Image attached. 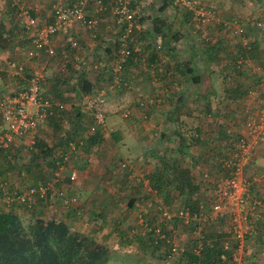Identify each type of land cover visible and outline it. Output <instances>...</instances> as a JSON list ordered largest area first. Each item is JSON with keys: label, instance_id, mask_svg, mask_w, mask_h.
<instances>
[{"label": "trees", "instance_id": "obj_1", "mask_svg": "<svg viewBox=\"0 0 264 264\" xmlns=\"http://www.w3.org/2000/svg\"><path fill=\"white\" fill-rule=\"evenodd\" d=\"M111 2L112 0H104V4L108 7ZM201 3L206 5L208 8L212 7H209V5H207L206 3ZM134 4L135 3H133L132 5ZM167 7H170L173 10L186 11L187 16L186 14H182L181 19H183L184 22L186 21L192 24L193 29L184 26V28H182V31L183 29L186 30V32L188 29L194 30L196 32L195 34L199 38V46L205 51L209 42L206 36L202 35L203 31H197V29L195 28L196 25L195 20H193L194 15L192 11L176 7L175 5H173L172 0H169ZM159 9L160 11H164L162 6ZM104 12H107V9L102 13ZM142 15V13H139L137 17L134 18L135 27H133V31L130 36L126 37V42L123 40V38H121L124 33L125 24L119 25L116 23L117 25H119L118 28L120 29V32L122 31V34L118 37L116 36L117 38H115L113 42L105 45V47L101 46L105 50L104 54H106L105 63L101 64L102 62L100 59L102 58H95L90 60V66L91 64L93 65L94 63L99 62L98 71H101L102 69L108 75V77L104 78L105 80L101 87L97 88L96 93L105 89V87L111 82V64L115 61L116 58L119 57L120 49L124 46V44H128L126 47L129 48L130 53L122 63L120 73V86L114 88V90H126L127 85L135 79L133 77H130V75L126 71V67L129 63L131 64L132 62H135L134 59H137L136 53L142 50H136L134 45V40L135 38H137L136 36L140 34L136 27V18L139 19ZM154 16V33L161 31V28L158 27L159 22L157 21H160L161 23L165 22L164 24L166 26V34L169 30L171 31L172 25L171 23H166L167 18L165 17V15L156 13ZM260 21H264V12L260 15L257 14L250 17L248 21L243 22L239 19H235L232 21L243 24L244 31L242 36L244 38L234 35L222 21L217 23L221 24V27H223L224 29H228L234 37H239V48L235 51L233 57L228 63V68L232 71L234 70L235 74L236 72L238 74L241 69H246L247 67L251 68L252 65H248V62L246 63V61L248 60V58L254 59L258 55V40L255 39L254 36L256 34H264V29L257 25V22ZM4 27L5 26L3 22L0 21V49L10 47L12 45L11 40L14 38V36L12 35V31L10 30L8 32ZM20 31L22 35H25V37L28 38L27 42L29 44V35L21 27ZM190 37L191 36L188 32L186 37L187 40H189L188 46L194 45L191 43L192 40L190 39ZM158 42L160 46H157L158 48L156 49L161 50L163 44H166V42ZM167 44L169 45L168 41ZM81 48L82 47L79 40V48L77 51H80ZM164 49L165 51L173 52L177 49V47L175 45H170L169 47H165ZM218 58L219 59H217L216 63L220 64L221 59L220 57ZM63 60L65 66L70 68L69 71H71V73L68 74L69 77H73L74 73L77 71L73 70V68L70 66L71 60ZM172 62L173 63L168 61L163 64L164 66L161 70V76L173 80L172 77L175 76V72L177 74L180 71L181 73H178V78H180L181 76L185 77V72L188 69L187 61H185L184 59H182V61L176 59ZM147 65L151 67L150 64ZM220 72L216 70V74L218 73L217 75H219ZM2 74L3 73H1V75ZM74 77L76 79V82L80 84V90H76L75 85L72 86L75 94L80 92L83 95H87L93 94L92 92H95L92 89V83H90L88 79V72L86 69L82 70V68L79 67V73ZM199 78V76H191V79H193L194 82H199ZM222 79L224 80L222 84L226 90H230L228 89L230 87V84L232 87L234 86L233 88L235 90L233 91V96L230 97L231 101L226 100L221 108L216 109L209 104L204 106L206 116H212L216 120L221 119L219 120L220 123L217 125V130L209 132V130H205L199 124L194 128L191 126L189 128H185L183 127L185 124L182 123V121H178V123H176V127H174L172 131H166V129L164 128L161 130L162 126L158 125V129H160L159 140L162 141L163 145L166 146L165 143L168 141V138L170 137V135H173L174 137H176L175 147L169 149V151L165 148L163 152H159L158 154H156V150L158 148L156 144L147 145L144 147L145 154L149 155L150 152L149 159L153 160L154 158L153 164H156L157 166L141 175L142 179L149 180V184L151 186V190L144 193L142 197L143 199H149L147 195L148 193L153 195L157 194L158 197H160V199L162 200L161 204L156 207V210L154 212L147 211V214L150 215L145 216L146 214L142 213V225L144 226L143 228H141L139 236H135L137 240L141 236V239L138 240L141 244L142 238L145 239L143 244H146L145 246H148L150 248V254L156 253L162 258L171 256L173 254H179V258L182 259L183 264H238L235 259L236 257L233 254V251L236 250L238 246V240L233 237L234 225L232 222L233 212L231 211V208L225 207L215 213L212 217L204 218L203 216L206 213H210L213 206V200L215 199V193L217 189L216 185L218 183V181L215 180L217 174L215 172H219L221 178L227 177L231 174L232 169L224 167L223 164L226 160L229 159L230 155L236 149V144L240 138V131L238 129L235 132H233V129L231 131V129H229L230 125H227L224 120L225 118H228L231 119L233 123H235L236 118L230 116L236 114L237 108L235 107L236 105H234L233 102H235V99L238 98V93L241 92L240 94H242L252 87L260 88L263 84L264 79L263 76L260 75V73L255 74V77L252 79V86H249L246 89L243 88L244 83L238 82L236 78H233L230 75L229 77H225V75L223 74ZM156 82L157 80L155 78H149V87H152V89H156ZM51 83V92H53L58 98L63 99V92L59 87V84L61 83L60 80H52ZM238 85L240 86V88L238 87ZM238 89L240 91H238ZM42 94L44 97L52 98L50 95H48V92L45 93V90H43ZM156 94L157 92L155 91L153 95L154 98L149 99L145 97L141 100L138 99L136 105L141 108H146V106L153 107L154 104H156ZM214 95L216 97V91L214 92ZM2 96H0V98ZM146 99L149 100L147 101ZM244 107L245 106L242 107V111ZM254 109L255 107L249 106L243 112L246 111V115L254 114ZM262 109L263 107L260 108V110ZM75 110V113L72 115L73 119H69L70 117L66 115L65 108L62 111L55 112L51 117H49V120L46 124L48 125L52 122L56 127L61 128V126L65 124L63 120H69L73 127V131L71 133L66 130L64 134L60 136V140L64 141V147L58 151V155H53V157L47 161V158L52 155V150H54L53 148L55 145L49 146L43 139L36 138L33 141L35 149L31 150V156L28 162H24L20 165H15V163L8 164L9 167H11L10 169L16 172V175H18L19 177H24V175L28 173L33 176V180H35L36 175H38L39 177V173L42 174L44 172V163L47 166L51 167L50 170L53 173L57 172L59 163L62 162L64 156L69 151V142L75 143V146L79 151H84L86 153L90 151L87 149V147L96 146L98 148L100 147L99 145H103L105 140L103 136L105 129L103 130L102 128H97L93 132H89V125L93 121L92 116L83 108H78V106ZM170 110L173 114L175 112V107L172 106ZM86 113H88L89 115L88 118L90 117V121L88 123H85V121L83 120V117L87 116ZM242 121L243 118L239 122L242 123ZM173 126H175V124H173ZM239 126V124L236 125V127ZM231 128H233V126ZM85 131L87 132V136L82 135V133ZM150 146L153 147L150 148ZM198 146L203 147V150L199 151L201 154H195L189 151L191 147H197V149H199L200 147ZM258 149L259 147L257 148V151ZM9 153V148H4L0 151V157L8 158V156H12L13 159L17 157L16 153L13 152V155ZM20 158L21 157H19V159ZM7 161L11 162L12 160L8 158ZM184 161L188 163L191 162L192 165L189 164L187 166L185 165V163L183 165ZM255 161L256 159L253 158L252 161L247 163L243 168V176L248 183L246 189L247 198L244 208L246 222L253 226L254 233L258 232L257 238H259V240L264 243V177L262 178V180H260V178H258L260 172L257 173V169L255 170L254 167H251L252 164L255 163ZM122 162L123 161H121L120 165L117 166L122 170L130 168V166L132 167V162L130 164L124 161L126 163V166L122 168ZM208 162H210V164H207ZM196 166H198L199 168L195 169ZM195 170H199V172L196 173ZM126 174L127 173H125V176ZM212 177H214V180H212ZM257 178L259 181H255ZM138 179H140V175H137L136 173H134L133 176L127 178V180H129V183H135L134 185L131 184V187H136V181ZM40 181L41 182L37 184H29V186H36L38 184L46 185V182H44L43 178H40ZM141 184L142 182L138 184L139 189L141 188L139 187ZM257 186H261L262 189L258 190ZM1 189L2 188H0V195L3 193L4 197L8 198L10 192H8L6 188H3L2 190ZM122 189L125 190V188H121V190ZM174 191L178 192L177 199H179L180 196L182 197L181 200H183V205L181 209H188L191 215L196 216V218H191L186 222L182 217L175 215L171 221L160 223L158 221V218L161 208L172 210L171 206H169V199L173 197ZM202 192L209 194V196H200ZM20 194H22L20 193V191L16 192L15 195L13 194L14 196L12 197L11 204H7L5 207L0 205V264H108L111 259L109 248L103 243L98 242L91 236L72 229L71 226L65 221L60 219L46 218L42 213L35 212L31 214L29 220H23V216L18 213L19 207L16 203L18 202L16 197ZM13 200L16 202H13ZM38 200H40V202H43V200L45 199L39 197ZM18 203L20 205H23V207L25 208H33V205L31 207H27L23 203ZM253 212H256L257 215L254 216ZM180 219L184 220V222L187 223L185 224V226L193 225V228L196 229L197 227L199 229V236H189L190 238L188 242H186L182 247L178 246L176 243L178 240V235L176 231L177 227L175 228V226L180 221ZM226 223L229 224V230H227L229 232H224L223 225ZM215 225L218 228V232L215 228L212 229V227H214ZM141 231H144V233L141 234ZM248 236L249 235L246 234L244 236V240H246ZM173 246L177 247L175 252L172 251ZM240 264H242L241 261Z\"/></svg>", "mask_w": 264, "mask_h": 264}, {"label": "crops", "instance_id": "obj_2", "mask_svg": "<svg viewBox=\"0 0 264 264\" xmlns=\"http://www.w3.org/2000/svg\"><path fill=\"white\" fill-rule=\"evenodd\" d=\"M22 1L23 4H27V7L40 12V16L42 18L45 19L47 15L49 17L50 4L52 0ZM209 1L210 2L207 5L212 6L214 9H216L218 11L217 13L222 11L224 12L225 10H227L228 12L231 11L230 14L232 13L233 6H231L230 4L227 5V0ZM47 7L49 8V10L44 16L43 13L45 10H47ZM137 9H139V7H137ZM7 12H4V15ZM1 14L3 16V12L0 13V15ZM249 19L250 18L246 19L245 21H248ZM49 20L50 18H48V21ZM157 22H159L158 27L161 28V31L156 33L153 32V16L147 19L145 22H141L136 25L140 34L136 36L137 38H135L134 40V45L136 50H142L136 53L137 59H134L136 63H129L126 67V71L130 75V77L135 78L133 80L134 84L129 85L128 88L133 86L136 87H133L132 92L131 90H128V88H126V90L118 91V93L130 92L132 98V94L133 92H135L134 90H139V94L145 93L144 98L146 97L150 99L154 98L153 95L156 91V104L158 105V107H161L163 109V116L159 117L157 120V122L160 121L158 122L159 125L165 126V124L167 123L176 124L178 123V121H182L183 117H185L186 115L184 113L186 107H195L199 105V103L201 106H206L208 104L210 105L211 98H215L213 76L216 74V70L213 66L214 64H217L216 61L217 59H219L218 57H220L221 59L220 64L222 67L220 74L223 73L225 77H229L230 75L231 77L236 78L238 82L244 83L243 88L245 89L249 86H252V79L255 77V74L260 73V75H262L264 79V34H257L254 36V38L258 40L259 47L258 55L257 57H255L257 59L248 58V60L246 61V63L248 62V65H252V67L241 69L238 74L237 72L235 74L233 71H231V69L228 68V63L233 57L235 51L239 48L238 44L240 41L238 38H236V42L232 40L231 37L234 36L228 29L226 30L221 27V24L212 23L207 27L206 34L204 35L208 39L209 44L206 47L207 49L204 51L199 46V38L195 34L196 32L194 30H191L193 28L192 24H190L189 22H184L183 19H175V21L170 22L166 19V23H171L172 25L171 31L169 30L167 32V34L169 33L168 35L165 32V22ZM118 26L119 25H117L115 22V18L110 13L109 9H107V12L100 14L99 24L94 35L88 32L86 28H84V26H82L81 24H74L72 26V29L71 27L68 28V31L73 33L80 40L82 48L80 49V51H78L79 58L83 59L86 57L89 60L102 58L103 60H105V50L101 46L105 47V45L113 42L115 38L122 34V31L120 32ZM184 26L190 27L191 29H188L187 32L184 29L182 31V28H184ZM4 28L8 32L10 31L6 26ZM65 32L67 31H61L52 39V44L54 46L59 48H62L64 46L65 40L63 39V33ZM188 32L191 36L190 39L193 41H191V43L194 45L188 46L189 40H187L186 38ZM158 41L166 42V44H163L161 50L156 49L160 46ZM167 41L169 45L167 44ZM170 45H175L177 49L173 52L165 51L164 48L169 47ZM5 49H7L6 57L10 58V55L12 53L11 50L13 49V47L10 46ZM176 59L180 61L184 59L185 61H187L188 69L185 72V77L181 76L180 78H178V73L180 71L177 74L175 72V76L172 77L173 80L162 77L161 70L164 66L163 64L168 61L173 63L172 61ZM85 62L81 66L82 70L89 69V67H87L88 62L86 64ZM30 64L32 66V63ZM147 64H150L151 67H149ZM1 76H3L4 81L2 84H0V90H4L11 80L16 81L18 79L17 76L13 77V75L10 76V73L5 72ZM191 76H199V82H194V80L191 79ZM105 77H108V75L102 69L101 71L90 70V72H88V79L90 83H92L93 91H97V88L101 87L105 80ZM149 78H155L157 80L155 84L156 89H152V87H149ZM142 79H144V81L147 83H142ZM233 87L230 84V87L228 88L230 90H226L223 86V97L225 96L224 98L228 101H231L230 97H232V94H234L233 91L235 89ZM238 87L240 88L239 85ZM238 91L240 90L238 89ZM107 92L108 96L110 95V99L112 98V100H114L116 96H114L113 94L114 92H116V90H108ZM240 93L241 92L238 93V98L235 99V102H233L234 105H236L235 107L237 108L235 115H238V117L240 118L239 120L244 118L243 116L246 115V111H243L246 110L249 106L255 107V109L253 110L254 113H260L264 111V82L260 88L252 87L249 88L246 92L242 94ZM125 98L126 96H123L122 99ZM149 99L146 100L148 101ZM136 100L137 97H135V101ZM130 105L131 102L127 103L126 106ZM172 106L175 107V112L173 114L171 113L172 111L169 110V108ZM243 106L245 107L242 111ZM262 107L263 109L260 110V108ZM125 131L115 129L111 130L109 137V140L113 145V147H109L111 150H108V147L106 149L105 146L99 145L100 147L98 148H96V146H93L92 148L90 147L91 149L87 153L84 151H79L77 148L76 150L71 151V154L76 153V159L82 157V162L80 163L81 167H75L74 165L69 166L67 169V173H65L63 176V179L62 176L59 177L58 175V177H56L54 180L56 183L54 182L52 184V186H56L58 190L53 189V192H51L52 194H49V199H46L45 197V200H43V202H40V200H38L39 196L35 195L34 201L36 205L38 204L37 208H39L35 212L42 213L46 218L60 219L65 221L71 226L72 229L87 234L88 236L96 239L98 242L103 243L109 248L110 251H112L113 249L120 251L122 249L129 248L130 250H134L135 252L140 251L143 252V254H148L150 248L148 246H145L146 244H143L145 239L142 238L141 244L140 241H138L141 239V236L138 238V240L137 238H135V236H139L140 230L144 226L142 225V213L146 214L145 216L150 215L147 214V211H149L147 210V207L150 206L149 204L151 200L143 199L141 190L137 187H131V184L134 185L135 183H129V180H127V178L133 176L134 173L141 176L147 171L152 170L157 165L153 164L154 158L153 160L149 159L150 152L149 155L145 154L144 148H142L138 153L139 150H136L133 146H131L134 143H131L127 138L130 137L131 132L129 129H127L126 132ZM107 134L108 133H105L104 131V139H107ZM27 137H29V135L16 136V139H14V144L17 145L16 149L20 150L22 145L21 143H24L22 139H25V141H27ZM159 138L160 137H158V139ZM158 143L162 144V141L158 140ZM151 147L153 146H150V148ZM191 148L189 149L190 152L201 154L197 148L195 150H192ZM95 149H99L98 156L96 154H93V151H95ZM263 155L264 151L262 150L260 158L263 157ZM118 157H124V161L130 164L131 162L133 163L132 167L130 166V168L125 169L124 173H127L125 178H123L122 176L121 178H118L117 174L119 172L116 173L115 171H113V173H116V175L114 174L115 176H113L110 172L113 169V158ZM87 159L90 163H87ZM257 159H259V155L257 156L255 163L252 164L251 167H254L258 164ZM147 160L151 161L149 162V166H143L147 165V162L145 163V161ZM99 161L102 162L99 164ZM93 162L94 164H92ZM86 163L95 165L90 169L96 170L90 172L91 170L88 169V165ZM198 168V166L195 167V169ZM72 170H74V172L76 173V177L74 180H71L69 176ZM60 171H62V169L59 170V173ZM105 172H109L108 176H111L112 178L106 180L107 182H99L97 185V183L94 181L97 177L96 175L98 173ZM256 172L259 173V171ZM39 182L41 181H38L37 183ZM144 183H149V180L145 179ZM110 185H112L113 189L108 190L110 192L105 191L104 189H109ZM59 188H63L62 191H60ZM120 188H125V192ZM149 190H151L150 187ZM149 190H147V192ZM123 193H125L126 195L125 198L123 197V195H121ZM46 203H49V205H47ZM48 206H50L49 209ZM18 213L21 214L19 210ZM141 232V234L144 233V231ZM121 235L124 236L121 238ZM133 257H135V255H132L131 258H126V260H110L108 264H121L125 261L126 264H158L153 260L147 262L148 260H136ZM180 264H183V262H180Z\"/></svg>", "mask_w": 264, "mask_h": 264}, {"label": "rangeland", "instance_id": "obj_3", "mask_svg": "<svg viewBox=\"0 0 264 264\" xmlns=\"http://www.w3.org/2000/svg\"><path fill=\"white\" fill-rule=\"evenodd\" d=\"M203 3L208 4L210 1L209 0H200ZM16 2V3H15ZM18 3V4H17ZM169 3V0H138V2H136L134 5H132L133 10L136 11L137 15L140 13H144L142 16H140L139 19L136 18V25L138 23L141 22H145L147 19L151 18L152 16H154L156 13H159L160 15H165V17L167 18V20L169 21H175L176 20H181L182 14H186V11H181V10H173L170 7H167ZM231 5L232 7V13L230 14V12H228L227 10H225L224 12H219L217 13L220 17L221 20H235V19H239L241 21H245L246 19L257 15V14H262L264 12V0H227V5ZM27 4H23L22 0H0V13L3 12V16L2 14L0 15V20L3 22L4 26H6L9 30L12 31L14 38L11 40V46L13 47V49L11 50V55L10 58L6 57V52L7 49H0V84L3 83L4 78L3 76H1V73H10V76L13 75L17 76L18 79L16 81L11 80L8 84V86H6V88L4 90H0V96L2 95H6V94H11L14 93L15 91L19 90L20 88H22L23 86H25L27 84V81L30 77V75L38 70L41 71V73L44 76V81H43V90H45V93L48 92V95H50L52 98H54L55 100H62L65 104H66V115H68L70 118L69 119H73V114L75 113V109L78 106V108H84V96L82 93H74V90L72 89V86L75 85V89L76 90H80V84H78L76 82V79L74 76H76L79 73V67L81 68V66L87 63V67L88 64L90 65V60L87 59L86 57L83 59H75V58H70L71 60V64L70 66L73 68V70L77 71L74 73L73 77H69V73H71V71H69L70 68H68L67 66H65V63L63 62L64 60L61 59L60 55H56V56H48L45 52H42L39 56L37 57H29L28 55V51L30 49V44H28V38L25 37V35H22L21 31H20V25H19V18H20V8L21 9H29L31 10L30 12L35 15L39 21L41 23H46L48 21V15L47 17L42 18L40 16V12H38L37 10L31 9L30 7L26 6ZM143 6V7H141ZM162 6L164 11H160V7ZM45 7V6H44ZM137 7H139V9H137ZM229 8V7H227ZM8 9V10H7ZM47 10L44 11L43 15L45 16V14H47L49 8H46ZM216 10V9H215ZM8 11V12H7ZM4 12L5 13L4 15ZM216 12H218L216 10ZM187 16V14H186ZM262 17V16H261ZM194 20V19H193ZM264 22V21H263ZM196 23V22H195ZM196 25V24H195ZM197 29V31H203L206 33V28H198L195 27ZM72 29V27H71ZM202 32V34H203ZM70 33L68 30L67 32L63 33L64 37L63 39L65 40L66 35ZM73 34V33H71ZM257 35V34H256ZM205 38V37H204ZM232 40H234L235 42L237 41V37H231ZM239 39V37H238ZM64 47V46H63ZM57 49H60L59 47H57ZM101 60V64L105 63V60ZM99 60V61H100ZM32 63V66L31 64ZM99 63V62H98ZM30 64V66H29ZM19 66L22 67L21 70H19ZM86 67V68H87ZM218 72L221 71V67L220 64H214L213 66ZM7 70V71H5ZM88 72H90V68L86 69ZM93 70V69H92ZM97 70V69H96ZM232 71V70H231ZM234 72V70H233ZM218 74V73H217ZM215 74L213 76V84H214V90L217 92L216 97L215 98H211L210 100V105L212 107L216 108H221L223 106V104L225 103L226 99L223 97V75L219 74L217 75ZM66 78V79H64ZM60 80V84L59 87L62 90L63 94V99L58 98L53 92H51V86L52 80ZM131 83V84H130ZM128 85L127 88L129 87V85L134 84L133 81H131ZM142 83H147L144 81V79H142ZM108 86V85H107ZM136 87V86H133ZM133 87L128 88V90H131ZM49 89V90H48ZM135 92H133L132 94V98H131V94L130 92H121L118 93V91L114 92V96L115 99L112 100V98L110 99V95L108 96V92L107 90H105V103H104V113H105V121H106V125H105V133L107 132V139L104 140V144L103 146H105V148L108 150L110 149L109 147H113V145L111 144L109 137H110V133L112 129L115 130H122V131H127V129L130 130L131 135L130 137H127L129 139V141L132 144L131 146L134 147V149L139 150L138 153L141 151L142 148H144L147 145H152V144H156V146L158 147L156 150V154H158L159 152H163V150H165V148L169 151V149H172L175 147L176 145V137H174L173 135H170V137L168 138V141L165 143V145L159 144L158 143V137H159V133H160V129H158V118L163 116V109L161 107H158V105L154 104L153 107L150 106H146V108H141L138 107L136 102H138L137 100H141L142 98H144L145 93H140L139 94V90H134ZM78 92V91H77ZM99 92V91H98ZM92 93H96L92 92ZM125 93V94H124ZM137 93V94H135ZM137 95V96H136ZM107 96V97H106ZM123 96H126L125 99H122ZM135 97H137V100L135 101ZM225 99V100H224ZM114 101V102H113ZM131 102L130 106H126L127 103ZM145 106V105H143ZM205 105H197L195 107H186L185 108V117H183L182 119V123H184L185 125L183 127L185 128H189L191 127H195L196 125H201L202 128H204L205 130H209V132H213L215 130L218 129V124L220 123L219 120L221 119H215L212 116H206L205 115ZM219 106V107H218ZM171 108V107H170ZM169 108V110H170ZM166 110V109H165ZM88 112V111H87ZM110 114V115H109ZM128 114V115H127ZM65 115V114H64ZM65 115V116H66ZM87 116L83 117V120L85 121V123H88L90 121V117L88 118V113H86ZM127 115V116H126ZM246 116V115H245ZM244 116V117H245ZM230 117L236 118L235 123L232 122L231 119H226L225 118V123L227 125H230L229 129L234 130L233 132H235L237 129L242 132L244 131L243 128L241 127V122H239L240 118L238 117V115H232ZM231 120V122H230ZM63 122L65 123L64 125L61 126V128H58L55 126V124H53L52 122L48 125H45L43 127H41L37 132H35L34 134H26L29 135V137L26 138L27 141H25V139H22L24 141V143H21V148L16 149V146L14 144V139H16V136L13 137V141L11 143V145L7 148H9L10 153L13 155V152H16V158L13 159V157L8 156V158H10V160H12L11 162H8L7 159L8 158H2L0 157V188H6V190H8V192H10L8 195V198L4 197L3 193L0 195V205L1 206H6L7 204H11L12 202V197L16 194V192L20 191V193H24L26 191V189L28 188L29 184H33V182H38L40 181L39 179L43 178L44 182H46V185H49L48 188V192L46 193V199L50 198L49 194H52L51 192H53V189L58 190V188H56V186H52V184L55 182V178L61 177L63 179V176L65 173H67V169L69 166L74 165L75 167H81L80 163L82 162V157L76 159L74 154H71L72 152L69 153V159L67 161L62 160L61 163L59 164H64V167H62V171H60L59 173V169L57 170V172H52L50 170V166H47L45 163L43 164V169L44 172L42 174L39 173V177L38 175H36V180H32L33 176H31L30 174L26 173V175H24V177H19L18 175H16V172L12 171L9 167L8 164H14L15 165H20L22 163H27L30 156H31V150H34V145H33V141L36 138H41L43 139L47 145L51 146V145H55L54 146V150H52V155H50L47 158V161L50 160L53 155L56 156L58 155V151L61 150L64 147V141L60 140V136H62V134H64V132L66 130H68L70 133L73 131V127L70 123L69 120H63ZM57 124V123H56ZM240 125L239 127H236V125ZM162 128L161 130L164 128L166 129V131H172L174 129L175 126H173L172 123H167L164 125H161ZM233 126V128H231ZM5 125L1 122L0 119V130H5ZM125 131V132H126ZM24 135V136H26ZM81 135V134H79ZM83 136H87V132H83L82 133ZM19 136V135H17ZM31 146V147H30ZM93 147V146H92ZM91 147V148H92ZM200 147L198 150L200 151L201 149L203 150L202 146H198ZM259 149L256 152L253 153L252 155V159H256L257 156L259 155V159H257L258 164L256 166H254V168L257 169V171L260 172V175L258 178H260V180H262V178L264 177V155L263 157L260 158V154L262 153V150L264 151V135L263 137L260 139V144H259ZM90 147H87L88 150L91 149ZM97 148V147H96ZM197 147H192V150H195ZM98 150L99 149H95V151H93V154H96L98 156ZM111 150V149H110ZM197 150V152H198ZM77 152V151H75ZM137 153V154H138ZM79 156V155H78ZM19 157H21L19 159ZM81 159V160H80ZM124 159V157H118V158H113L112 160V166L113 169L110 171L111 174L113 176L116 175L117 172H119L117 174L118 178H121V176L123 178H125V170H122L121 168L117 167L118 165H120V162ZM100 160V159H99ZM102 160V159H101ZM87 163H90L89 160L87 159ZM186 161V160H185ZM183 162V165L185 163V165H189L192 163L191 162ZM102 161H99V164ZM124 162V160H123ZM147 162V165H143V166H149V160L145 161V163ZM251 162V161H250ZM86 163V164H87ZM118 163V164H117ZM94 164V162L92 163ZM92 164H87L88 165V169L94 167L95 165ZM98 164V165H99ZM207 164H210V162H208ZM97 166V165H96ZM207 168V167H205ZM66 169V170H65ZM92 172L93 170L96 169H90ZM147 170V169H145ZM113 171H115L116 173H113ZM196 173L199 172V170H195ZM215 172V171H214ZM58 173V174H56ZM109 172H105V173H98L96 176V179L94 180L97 185L99 182H104L106 180H109V178H112L111 176H108ZM216 174V178L215 180H217L218 182L220 181L219 179L221 178L219 172H215ZM115 174V175H114ZM214 174V173H213ZM23 176V175H22ZM258 178L255 181H259ZM103 180V181H101ZM212 180H214V177H212ZM33 181V182H32ZM42 181V180H41ZM48 182V183H47ZM107 182V181H106ZM136 187L138 188V184L140 182H142V184L139 186L141 187V193L144 194L147 192V190H149L150 184L147 183L145 184V179L142 180L141 176L140 179H138L136 181ZM34 183V184H36ZM56 183V182H55ZM2 184V186H1ZM99 187V186H97ZM135 187V188H136ZM258 190L262 189L261 186H257ZM1 189V190H2ZM63 188H59L60 191H62ZM113 189L112 185L109 186V189H104L107 192H110L108 190ZM121 189V188H120ZM125 192V190H123ZM139 191V190H138ZM50 192V193H49ZM140 192V191H139ZM14 194V195H13ZM123 195V197L125 198V193L121 194ZM149 199L151 200L150 202V206H148L146 209L149 210L150 212H154L156 210V207L161 204V199L160 197H158V195H153V194H147ZM204 195H208L207 193H201L200 196H204ZM7 196V195H6ZM178 197V192L174 191V195L173 197H171L169 199V206H171L172 210H176V212H178L182 205H183V200H181V196L179 199H177ZM13 202H16L13 200ZM18 204V210L21 212V215L23 216V220L27 221L30 219L31 214L33 212H35L38 207V204L36 205L35 201H34V196H32V205L33 208L28 209L23 207V205H20L18 202H16ZM163 203V202H162ZM47 205H49V203H46ZM46 205V206H47ZM50 208V206H48V209ZM151 208V209H150ZM142 209V208H141ZM49 211V210H47ZM36 213V212H35ZM257 214V213H256ZM141 218V217H140ZM184 220L180 219V221L177 223V225L175 226L176 231H177V235H178V240H177V245L178 246H183L186 242H188L189 240V236H199V229L196 227L193 228V225L191 226H185ZM249 224V223H248ZM215 228L218 232V228L216 227V225L214 227H212V229ZM224 228V232H226L227 230H229V224H224L223 225ZM229 232V231H227ZM249 235L248 238L246 240H244L240 243L238 242V246L236 248V250L233 251L234 256L236 257V262L238 264H240V261L242 262V264H264V243L262 241L259 240L258 237V232L257 233H250L247 234ZM124 235H121V238ZM235 237V236H233ZM128 247V246H127ZM110 251V250H109ZM110 255H111V259L110 260H119V259H123L126 260V258H131L132 255H135L136 260H140L143 259L144 260H148L147 262H149L150 260H153L155 263L158 264H180V262H182V259H180V255L179 254H173L171 256L168 257H164L162 258L160 255L158 254H150L148 252V254H143V252L137 251L135 252L134 250H130L129 248H125L122 249L120 251H117L115 249H113L112 251H110ZM157 261V262H156ZM146 262V261H145ZM112 264V263H111ZM121 264H126L125 262H122Z\"/></svg>", "mask_w": 264, "mask_h": 264}, {"label": "built area", "instance_id": "obj_4", "mask_svg": "<svg viewBox=\"0 0 264 264\" xmlns=\"http://www.w3.org/2000/svg\"><path fill=\"white\" fill-rule=\"evenodd\" d=\"M135 2L137 0H112L108 7L104 4V0H52L50 4V20L46 23H41L29 9L20 8L19 25L30 38L29 57H37L42 52H45L48 56L60 55L61 59L65 60H70L72 57L79 59L77 51L79 39L77 36L71 34V32L68 33L65 37L64 47L60 49H57L52 44V39L61 31H67L74 24H81L88 32L94 35L99 24V15L106 9H109L117 24H125L121 38L126 42V37L130 36L133 27H135L134 18L137 17V13L132 8V4ZM172 3L178 8L192 11L196 27L198 28L203 29L212 23L217 24L222 21L234 35L244 38L242 36L244 31L243 24L221 20L212 7L209 6L210 8H208L200 0H172ZM257 25L264 29L263 21L257 22ZM204 34L206 33L203 32L202 35ZM127 45L124 44L120 49L119 57L111 64L112 80L108 86L97 93L84 96L85 111L89 112L93 120L89 125V132H93L97 128L105 129L104 93L105 90H114V88L120 86L122 63L130 53L129 48L126 47ZM88 67L90 70H99L98 63L91 64ZM21 69L22 67L19 66V70ZM43 81V74L41 71L36 70L30 75L24 87L0 98V119L6 127L5 130H0V151L11 145L14 136L34 134L39 128L47 124L49 117L55 112L66 108V104L63 101L43 96ZM241 125L244 131L240 132L236 149L223 164L224 167L232 169L231 174L219 179L220 181L216 185L217 189L212 209L210 213H206L203 216L204 218L212 217L225 207L231 208L234 225L233 236L240 243L246 234L254 232L253 226L246 222L245 217L244 207L248 183L243 176V168L252 161V155L256 152L260 139L264 135V111L246 115ZM68 146L70 152L76 150L75 143L69 142ZM69 151L64 156V161L69 159ZM125 166L126 163L122 162L121 167L124 168ZM62 167H64V164H59V170ZM69 176L71 180L75 179L76 173L74 170L71 171ZM48 188V185L42 184L29 186L24 193L17 195V201L27 207H31L32 196L38 195L45 199ZM253 214L254 216L257 215L256 212H253ZM175 215L182 217L186 222L191 218H196V216L191 215L188 209L182 208L176 212L161 208L158 221L160 223L169 222ZM176 249V246L172 247L173 252Z\"/></svg>", "mask_w": 264, "mask_h": 264}]
</instances>
